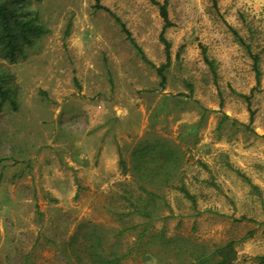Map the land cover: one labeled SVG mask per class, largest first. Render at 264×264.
Here are the masks:
<instances>
[{
    "label": "rangeland",
    "instance_id": "rangeland-1",
    "mask_svg": "<svg viewBox=\"0 0 264 264\" xmlns=\"http://www.w3.org/2000/svg\"><path fill=\"white\" fill-rule=\"evenodd\" d=\"M156 1L169 61L151 0L28 4L31 42L0 59V264H217L229 243L260 264L264 0Z\"/></svg>",
    "mask_w": 264,
    "mask_h": 264
},
{
    "label": "trees",
    "instance_id": "trees-1",
    "mask_svg": "<svg viewBox=\"0 0 264 264\" xmlns=\"http://www.w3.org/2000/svg\"><path fill=\"white\" fill-rule=\"evenodd\" d=\"M32 0H0V59H12L17 53L21 51V49L28 45L31 42L32 33L37 30V27L34 26V18L31 13L27 10L28 4ZM99 0H97L98 2ZM151 2L159 8V14L163 20V29L160 34V41L165 46V51L167 53L168 61H169V52L171 48V44L165 38V31L169 27L172 26V23L169 19L168 14V3L166 1L159 2L156 0H151ZM97 7L104 11H109L106 7H102L97 3ZM118 22L119 19H117ZM123 31L130 38V33L126 30L123 23H121ZM68 35V31L66 33ZM203 55L205 61L209 64L211 68H213V63L210 62L206 56V50L203 48ZM145 59V57H143ZM168 63L157 68L158 76L161 79V85L164 86L166 83L165 69L167 68ZM1 78V76H0ZM10 97L9 91L3 89V85L0 82V102L8 100ZM246 100L249 101V97H246ZM13 103V102H12ZM250 106V103L248 104ZM228 116H224V119H228ZM253 113L251 114V122H253ZM156 174L159 180H167V178H172L174 173H164L161 168L157 169ZM157 178V179H158ZM147 194H151L156 196L155 193H149L146 189H142ZM187 198L191 201H194V197L188 192L186 187L181 186L178 188ZM215 261L217 264H232L235 260V251L233 249V243H229L228 245L218 248L214 252ZM260 264H264V255L258 258ZM207 258L201 259L202 261H206ZM120 261L119 257H114L112 259H105V261H101L100 264H118Z\"/></svg>",
    "mask_w": 264,
    "mask_h": 264
}]
</instances>
